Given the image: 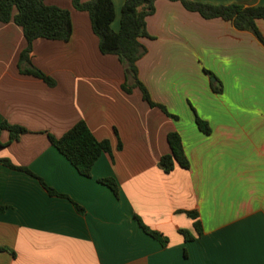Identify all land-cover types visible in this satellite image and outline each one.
Returning <instances> with one entry per match:
<instances>
[{"label": "crops", "instance_id": "0c3cea01", "mask_svg": "<svg viewBox=\"0 0 264 264\" xmlns=\"http://www.w3.org/2000/svg\"><path fill=\"white\" fill-rule=\"evenodd\" d=\"M112 1L111 27L118 31L124 0ZM44 2L71 16L67 41L32 43V65L54 86L19 71L27 44L22 27L0 21V123L27 129L9 142V131L0 128V157L29 168L67 197L50 195L37 178L0 163V264H264L261 42L222 18L156 0L146 18L150 37L141 38L147 52L137 65L151 98L174 119L149 106L138 87L123 89V66L116 55L99 51L86 11L72 0ZM256 24L264 36V19ZM196 117L207 122L208 134ZM79 120L111 145L91 176L79 173L48 136H61ZM170 131L180 134L189 168L176 164L167 173L158 163L170 152ZM105 177L116 180L118 196L99 181ZM186 210L197 211L200 236ZM138 219L166 242L147 234ZM179 229L196 236L186 241Z\"/></svg>", "mask_w": 264, "mask_h": 264}, {"label": "trees", "instance_id": "16d2710c", "mask_svg": "<svg viewBox=\"0 0 264 264\" xmlns=\"http://www.w3.org/2000/svg\"><path fill=\"white\" fill-rule=\"evenodd\" d=\"M156 0H124L120 15V27L115 31L111 23L115 17L112 0H72L75 9L86 11L89 15L91 28L99 39V51L102 54H114L118 57L125 71L123 89L131 92L138 87L144 101L151 107H158L168 117L177 119L170 113L163 103L151 98L148 88L139 78L137 62L146 54L147 48L141 38L150 37L146 27V18L155 12ZM179 1L189 11L199 13L203 18H222L230 22L237 30L250 31L264 46V36L257 27L256 20L264 19V5L244 6L241 4H210L198 0H171ZM0 21H13L22 27L26 39V46L20 52L18 59L19 71L23 74L35 76L45 81L49 86L55 85V80L42 70L32 65V43L36 38L67 41L72 32L70 11L67 8L53 4H46L44 0H0ZM206 73L211 74L205 70ZM213 91L221 92V87L211 85ZM200 130L208 134L210 128L206 121L196 117ZM1 129L9 131V142L17 139L21 133L27 131L22 126L12 125L5 121L0 123ZM51 143L61 152L71 164L85 176H91V169L101 153L111 154V145L108 139H97L84 120L77 121L61 136L48 134ZM170 152L163 154L159 159V167L165 172H171L176 164L182 168H189V160L185 154L181 136L177 131L167 134ZM121 147V144H118ZM0 163L24 171L37 178L50 195L67 197L49 186L41 177L29 168L13 164L8 158L0 157ZM99 181L110 187L118 196V185L113 177L100 178ZM75 210L84 213V208L72 201ZM5 206H0L3 212ZM185 213L193 219L196 235L202 234L201 222L196 210H186ZM141 228L149 235L162 243L166 242L163 235L146 226L138 219ZM186 241L193 240L195 234L186 229H179ZM1 249V248H0Z\"/></svg>", "mask_w": 264, "mask_h": 264}, {"label": "water", "instance_id": "95a60500", "mask_svg": "<svg viewBox=\"0 0 264 264\" xmlns=\"http://www.w3.org/2000/svg\"><path fill=\"white\" fill-rule=\"evenodd\" d=\"M212 80L215 81V77H212Z\"/></svg>", "mask_w": 264, "mask_h": 264}, {"label": "rangeland", "instance_id": "374dc122", "mask_svg": "<svg viewBox=\"0 0 264 264\" xmlns=\"http://www.w3.org/2000/svg\"><path fill=\"white\" fill-rule=\"evenodd\" d=\"M213 81V80H212ZM247 114H249V113H247ZM248 117V116H247Z\"/></svg>", "mask_w": 264, "mask_h": 264}]
</instances>
